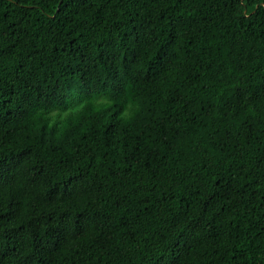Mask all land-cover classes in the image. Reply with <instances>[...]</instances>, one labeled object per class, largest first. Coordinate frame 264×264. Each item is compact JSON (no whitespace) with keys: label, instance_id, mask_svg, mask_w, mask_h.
I'll return each mask as SVG.
<instances>
[{"label":"trees","instance_id":"obj_1","mask_svg":"<svg viewBox=\"0 0 264 264\" xmlns=\"http://www.w3.org/2000/svg\"><path fill=\"white\" fill-rule=\"evenodd\" d=\"M0 264H264V0H0Z\"/></svg>","mask_w":264,"mask_h":264}]
</instances>
